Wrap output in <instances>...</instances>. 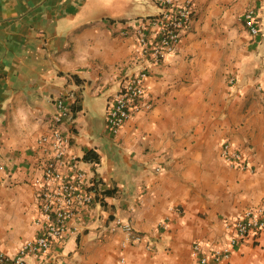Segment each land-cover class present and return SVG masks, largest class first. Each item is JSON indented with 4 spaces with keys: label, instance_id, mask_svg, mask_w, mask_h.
<instances>
[{
    "label": "crops",
    "instance_id": "1",
    "mask_svg": "<svg viewBox=\"0 0 264 264\" xmlns=\"http://www.w3.org/2000/svg\"><path fill=\"white\" fill-rule=\"evenodd\" d=\"M175 53L149 64V109L111 132L105 112L138 70L136 26L154 0H0V249L13 255L38 234L33 180L46 159L39 137L54 101L78 106L62 128L68 152L96 181L97 200L79 230L24 264H199L193 243L221 246L233 221L264 208V0H192ZM253 9L258 33L243 15ZM230 144L241 160L228 163ZM249 168H242L240 163ZM114 217L141 235L127 243ZM121 258L124 261H121ZM214 264H264V229L251 231Z\"/></svg>",
    "mask_w": 264,
    "mask_h": 264
},
{
    "label": "built area",
    "instance_id": "2",
    "mask_svg": "<svg viewBox=\"0 0 264 264\" xmlns=\"http://www.w3.org/2000/svg\"><path fill=\"white\" fill-rule=\"evenodd\" d=\"M157 13L145 17L134 30V54L141 60L138 70L128 75L118 93L105 112L108 129L115 133L135 112L149 109L151 101L145 93L144 81L149 64H158L168 55L176 52L181 32L188 26L193 11L192 0H154ZM244 25L251 36L258 33L257 17L253 9L243 15ZM257 91L264 92V80L255 85ZM55 111L49 119L48 130L38 143L46 151L41 172L33 180L37 187L36 198L40 210L35 219L38 234L23 240L17 251L9 255L0 249V264H24L25 257L45 253L53 241L76 234L79 230V215L83 209L97 200L96 181L90 170L81 166L82 158L71 154V136L62 126L70 119L71 109L62 98L54 101ZM221 156L228 163L241 160V153L230 144L221 147ZM249 168L247 163H240ZM4 166L0 164V172ZM110 230L121 229L127 243H136L141 235L129 221L114 217ZM264 229V208L245 210L232 224L227 241L221 246L203 250L199 243H193L190 255L199 264H214L230 256L232 247L248 232ZM121 261H124L121 258Z\"/></svg>",
    "mask_w": 264,
    "mask_h": 264
},
{
    "label": "trees",
    "instance_id": "3",
    "mask_svg": "<svg viewBox=\"0 0 264 264\" xmlns=\"http://www.w3.org/2000/svg\"><path fill=\"white\" fill-rule=\"evenodd\" d=\"M70 108H71L73 111H74V110L76 111V110L78 109V106H76L75 103H72V104L70 105ZM82 159H83V161L91 162V163L93 164V166H94L95 164H97V162H98V158H97V156H96L94 153H92L91 151L86 152V153L83 155Z\"/></svg>",
    "mask_w": 264,
    "mask_h": 264
}]
</instances>
